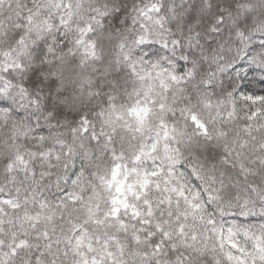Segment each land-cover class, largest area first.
<instances>
[{
  "label": "snow or ice",
  "instance_id": "snow-or-ice-1",
  "mask_svg": "<svg viewBox=\"0 0 264 264\" xmlns=\"http://www.w3.org/2000/svg\"><path fill=\"white\" fill-rule=\"evenodd\" d=\"M0 264H264V0H0Z\"/></svg>",
  "mask_w": 264,
  "mask_h": 264
}]
</instances>
